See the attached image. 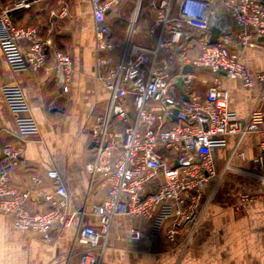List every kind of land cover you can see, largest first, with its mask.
Masks as SVG:
<instances>
[{
	"label": "built area",
	"instance_id": "obj_1",
	"mask_svg": "<svg viewBox=\"0 0 264 264\" xmlns=\"http://www.w3.org/2000/svg\"><path fill=\"white\" fill-rule=\"evenodd\" d=\"M123 1L91 0L96 37L93 76L107 96L88 119L93 145L84 166L90 177L89 189L106 188V195L93 205L99 226L85 224L78 229L76 239L84 245L80 264H109L104 252L117 215L151 220L168 206L172 213L167 238L174 242L184 229L193 232L202 213L203 189L216 175L214 142L224 135L237 136L225 170L237 171L264 187V72L251 77L238 51V47L254 45L264 37V0H149L155 9L148 27L152 45L139 44L130 36L123 42L114 39L108 14ZM142 1L138 0L140 6ZM24 6L29 7L30 2L0 5V47L14 71L44 67L51 45L48 38L41 37L39 26L13 21L11 10ZM50 15L67 17L69 6L60 2ZM211 26L221 30L214 43L209 42ZM202 31L207 34L198 54L187 57L183 50ZM54 56L56 77L64 84L72 71V56L61 50ZM186 63L193 65V73H181ZM198 71L213 76L212 81L201 77L206 87L203 93L191 85ZM221 73L241 78L247 86L255 80L262 84L258 104L246 120L230 110ZM179 75L184 78L189 100L175 86ZM1 91L15 117L18 141L1 148L0 211L14 214L19 229L34 230L45 241H52V230L69 227L75 214L67 187L57 170L51 171L55 178L51 191L36 189L34 185L42 180L37 174L32 175L34 185L28 191L10 185L23 141L39 135L40 130L23 89L18 84H4ZM251 133L260 136L259 151L248 166H236V158L243 163L248 160L241 144ZM30 196L46 203L47 208L31 211L27 206ZM251 198L252 194L242 195L243 201ZM130 234L139 238L143 230L133 225Z\"/></svg>",
	"mask_w": 264,
	"mask_h": 264
},
{
	"label": "crops",
	"instance_id": "obj_2",
	"mask_svg": "<svg viewBox=\"0 0 264 264\" xmlns=\"http://www.w3.org/2000/svg\"><path fill=\"white\" fill-rule=\"evenodd\" d=\"M17 1L0 0V5L11 7ZM29 2V7L12 9L11 18L19 25L39 26L41 37L48 38L51 45L44 67L19 71L11 69L0 47V168L2 146L18 141L15 117L1 86L18 84L40 132L23 141V153L11 173L10 185L20 192L28 191L34 185L32 175L37 174L42 180L34 185L36 189L51 191L55 187L51 171L57 170L75 214L69 227L53 229V240L45 241L34 230L19 229L14 214L0 211V264H80L84 245L76 239L78 229L85 224L99 226L93 205L106 195V188L89 189L90 177L84 166L92 154L88 119L92 109L99 110L107 96L93 76L96 37L92 3L91 0ZM60 2L69 6V15L51 17L50 10ZM206 34L202 31L193 37L183 54L189 58L197 55ZM150 40L152 45L154 40ZM56 50L69 53L73 59L69 80L64 84L56 77ZM238 51L251 77L255 79L264 72V39L238 47ZM220 76L229 93L230 110L237 118L246 120L258 104L262 84L255 80L247 86L241 78H230L225 73ZM201 77L213 79L210 73L198 71L195 79ZM236 140V135L227 134L214 142L216 175L203 189L202 213L193 232L186 228L176 241L167 238L172 213L168 206L161 208L151 220L117 215L112 221L105 261L109 264H264V187L237 171L225 170ZM259 141L257 133L246 136L241 148L247 152L248 160L243 163L236 158L234 164L248 166L259 151ZM245 193L252 194V198L243 201ZM27 206L35 212L45 210L48 205L30 196ZM133 225L143 230L141 237L130 234Z\"/></svg>",
	"mask_w": 264,
	"mask_h": 264
},
{
	"label": "rangeland",
	"instance_id": "obj_3",
	"mask_svg": "<svg viewBox=\"0 0 264 264\" xmlns=\"http://www.w3.org/2000/svg\"><path fill=\"white\" fill-rule=\"evenodd\" d=\"M137 4L138 0H125L109 16V24L117 41L123 42L130 36ZM154 16V7L149 0H143L131 36L135 42L143 45L151 44V40L148 37V27ZM200 81L201 78L194 79L191 85L199 92H202L206 87Z\"/></svg>",
	"mask_w": 264,
	"mask_h": 264
},
{
	"label": "water",
	"instance_id": "obj_4",
	"mask_svg": "<svg viewBox=\"0 0 264 264\" xmlns=\"http://www.w3.org/2000/svg\"><path fill=\"white\" fill-rule=\"evenodd\" d=\"M28 2L31 1V0H27ZM135 27V23H133L132 25V31L130 33V37L132 36V32H133V29ZM221 33V30L220 28L216 27V26H211L209 28V34H210V37H209V42L210 43H214L217 41L218 39V35ZM260 39H264V37H261ZM194 67L192 64H189V63H186L183 65L182 69H181V73L182 74H187V73H193L194 72ZM183 82H184V78L182 75H179V77L177 78V81L175 82V86L178 88V90L183 94V97L185 100H189V95L186 93L184 87H183ZM178 112V109L175 108L174 109V116L173 118L176 119V114ZM93 145V143H91V146Z\"/></svg>",
	"mask_w": 264,
	"mask_h": 264
},
{
	"label": "bare ground",
	"instance_id": "obj_5",
	"mask_svg": "<svg viewBox=\"0 0 264 264\" xmlns=\"http://www.w3.org/2000/svg\"><path fill=\"white\" fill-rule=\"evenodd\" d=\"M139 9H140V5L139 4H137V7H136V12H135V17L133 18L134 20H133V23H135L136 22V20H137V17H138V13H139ZM226 18V17H225Z\"/></svg>",
	"mask_w": 264,
	"mask_h": 264
},
{
	"label": "trees",
	"instance_id": "obj_6",
	"mask_svg": "<svg viewBox=\"0 0 264 264\" xmlns=\"http://www.w3.org/2000/svg\"><path fill=\"white\" fill-rule=\"evenodd\" d=\"M114 33V32H113ZM114 39H116V37H115V34H114ZM118 39V38H117ZM119 40V39H118Z\"/></svg>",
	"mask_w": 264,
	"mask_h": 264
}]
</instances>
